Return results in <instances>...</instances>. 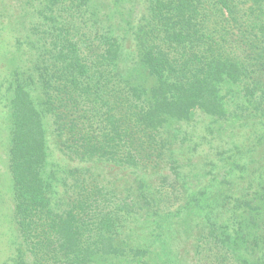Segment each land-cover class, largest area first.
<instances>
[{
  "label": "trees",
  "instance_id": "trees-1",
  "mask_svg": "<svg viewBox=\"0 0 264 264\" xmlns=\"http://www.w3.org/2000/svg\"><path fill=\"white\" fill-rule=\"evenodd\" d=\"M42 2L43 23L34 29L44 46L39 66L34 74L27 65L0 71V101L11 121V222L19 238L7 264H94L123 255L117 239L135 203L89 171L75 177L68 204L59 202V184L67 186L58 171L51 170V183L46 177L48 136L37 103L50 114L64 154L137 178L158 174L177 142L164 128L169 120L197 113L225 119V100L240 92L255 104L252 111L263 112L264 0H127L124 9L139 11L121 23L90 10L89 0ZM81 28L87 31L74 33ZM232 85L240 92L223 94ZM250 128L255 140L231 148L221 175L183 203L166 204L159 189L144 195L168 254L161 262L264 264V115ZM180 237L192 247L191 260L176 255ZM135 250L133 259L148 264L147 250Z\"/></svg>",
  "mask_w": 264,
  "mask_h": 264
},
{
  "label": "rangeland",
  "instance_id": "rangeland-1",
  "mask_svg": "<svg viewBox=\"0 0 264 264\" xmlns=\"http://www.w3.org/2000/svg\"><path fill=\"white\" fill-rule=\"evenodd\" d=\"M44 3L42 0H0V54L2 55L0 71L8 69L7 73H9L15 67L24 68L27 65L31 69L29 71L33 73L35 67L39 66L36 58L44 52V46L40 37L34 34V29L42 26L43 19L38 16L37 11L43 9ZM126 3L127 0H89L90 10L95 8L99 13L105 12L104 17H108L110 21H113L115 17L118 23H121L123 18L126 19L129 13L136 15L139 11L137 6L127 11L123 8ZM121 27L119 26V29ZM84 31L87 30L81 28V30H74V33L79 35ZM125 35L121 33V37ZM231 90L237 94L240 92V87L232 85L223 88V94ZM241 94L240 92L233 96L232 102L229 98L225 100L229 112L225 119L218 120L197 113L185 121L169 120L164 128L169 133L168 135L171 132L176 133L175 141L177 142L173 145L174 156L171 161L164 162L158 174L143 178H137L130 170L121 169L114 164L97 161L83 162L74 158L70 153L64 154L65 150L62 148L60 138L56 137L50 114L46 112L43 105L37 103L48 136L49 159L45 171L46 177L49 179L52 176L51 170L58 171L59 174L56 177L59 176L60 181L65 180L67 186L65 188L62 182L59 184L62 189V191L58 190L59 196H62L59 202H63L65 206L68 204L71 191L76 186L75 177L82 176L89 171V174L92 173L97 177L99 184L113 190L119 198L135 203L132 213L126 216L120 230L121 236L117 239L116 245L125 250L123 255L108 257L105 260L100 258L94 264H139L141 262L138 259H133L135 249L138 248L147 250L149 256H144L143 259L148 264H165L161 261L168 254L163 253V244L160 239H157V234L155 235L156 225L151 221L147 210V199L144 195L154 197L156 193H159V189L166 204L167 202L170 206L181 204L197 189H201L205 182L211 181L215 175H221V169L231 148H237V145L239 147L240 145L248 146L251 141L255 140L250 124H255L257 115H264V107H260L263 108V112L259 109L252 111L255 104L251 103L249 106L248 100L242 99ZM241 109L243 113H239ZM9 115L6 102L0 101V138L3 143L0 147V264L10 262L11 256L16 252L14 247L19 242L11 222L12 179L7 168L11 130ZM220 178L216 179L220 181ZM63 196L65 201H63ZM174 233L176 232H172ZM185 238L188 236L185 235ZM176 242L177 257L191 260L194 255L192 247L186 245L182 237L177 238ZM175 248L172 247V249ZM160 252L163 254L161 255ZM188 263L194 264L193 261Z\"/></svg>",
  "mask_w": 264,
  "mask_h": 264
}]
</instances>
